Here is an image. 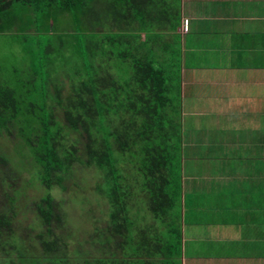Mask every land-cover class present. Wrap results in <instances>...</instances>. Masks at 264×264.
<instances>
[{"label": "trees", "instance_id": "1", "mask_svg": "<svg viewBox=\"0 0 264 264\" xmlns=\"http://www.w3.org/2000/svg\"><path fill=\"white\" fill-rule=\"evenodd\" d=\"M178 1L0 0V136L23 159L0 147V178L49 191L32 202L33 247L0 207V261L169 264L181 252L180 73L149 42L175 26ZM86 171L97 183L82 202L99 215L83 240L64 203Z\"/></svg>", "mask_w": 264, "mask_h": 264}, {"label": "crops", "instance_id": "2", "mask_svg": "<svg viewBox=\"0 0 264 264\" xmlns=\"http://www.w3.org/2000/svg\"><path fill=\"white\" fill-rule=\"evenodd\" d=\"M175 13V26L149 42L179 68L181 149L192 163L185 191L210 192L215 203L189 200L187 213L212 216L190 238L208 243L205 253L187 259L181 248L182 264H264V0H179Z\"/></svg>", "mask_w": 264, "mask_h": 264}, {"label": "rangeland", "instance_id": "3", "mask_svg": "<svg viewBox=\"0 0 264 264\" xmlns=\"http://www.w3.org/2000/svg\"><path fill=\"white\" fill-rule=\"evenodd\" d=\"M190 76V74H188ZM187 76V77H188ZM192 76V73H191ZM189 78V77H188ZM190 79V78H189ZM186 89V95L188 91V87ZM185 138H189L188 134L186 133ZM8 138L4 136H0V147L1 149L5 152V154L10 155V157L14 158L13 161L17 163V165L21 166V163L23 162V159L19 155V150L16 149L15 151H12V144L7 140ZM186 145H188V139H185ZM188 148L185 150L180 149L178 151V161L176 162V174L178 175V186L180 188V193L182 194L184 191V194L187 195V201L182 200L181 201V194L179 195L178 203L176 206L172 209L171 213L175 215L176 217V231L178 232V242H179V249L181 252L178 253V256L174 258V260H169V264H182V250H185V256L187 259H191L192 257L196 255H201L200 254V249L202 253H205V250L208 248V243L198 241L194 242L190 240L192 236H202L200 232H198V221L200 220L202 223H207V221L210 219L212 215L209 214V210L206 211L205 213L200 212L201 210L199 209L197 212H186L187 205H190L189 200L193 199L192 201V207L194 205L198 207H203V208H209L210 205L215 204L214 203V197L211 195V193L207 192L204 194L202 193L199 196H189L186 191H185V181L184 177H188L189 169L190 166L192 165L191 163V155L190 153L187 152ZM1 167V166H0ZM2 168V167H1ZM0 168V169H1ZM198 169V167H196ZM137 171V168L135 169ZM200 172H206L205 168H200L198 169ZM191 172V170H190ZM2 173V172H1ZM93 172L91 171H86L83 175H81V178L84 179H79L77 180L79 187H76L72 183L71 186L72 188L68 191V194L65 195V198L67 202L64 203V206L67 205V210L70 214V219H71V225L69 226L70 230H73V227L75 225V232H79L78 235L81 239H85L86 233L90 232V229L88 227L90 225L93 226V215L98 213V208L96 205L94 206L93 204H88V201L82 202V199H84V195H87L89 192L85 191L87 190V187L89 188L88 190L92 189V186L97 183L95 181L96 179L94 178ZM24 175V174H23ZM14 176V175H11ZM30 176V175H29ZM27 174V177L21 179L18 176H14V178H11L10 176H3V178H0V207L5 209V210H10L12 207H14L15 213H16V223L14 224V230L18 234V236H21L22 240H26L27 236L26 234H31V236H34L32 232L27 229V226L32 223L33 219V201L39 199L42 195H46L49 193L48 190L45 188L39 187L36 183H34L30 177ZM2 177V176H1ZM85 180V181H84ZM201 183H207V185L212 186L209 182H203ZM206 188V187H204ZM24 189V193L21 192V190ZM84 189V191H83ZM52 193V192H51ZM83 193H85L83 195ZM190 194V193H189ZM83 195V196H82ZM204 195L206 196L204 199ZM12 201H11V199ZM204 201V202H202ZM93 207H95L93 209ZM93 209V214H91L89 211ZM92 212V211H91ZM146 216H150L149 213ZM150 218V217H149ZM96 226V225H94ZM93 226V227H94ZM37 231L38 228H37ZM26 236V237H25ZM180 236V240H179ZM185 236V241L181 240ZM186 238L189 239L186 241ZM176 240V241H177ZM28 239L26 240V245L29 244L30 247H33L35 243L33 242H27ZM204 244V246H203ZM203 246V247H202ZM182 248V250H181ZM258 249V248H257ZM199 250V254L196 253V251ZM180 254V255H179ZM184 256V254H183ZM34 260V259H31ZM5 262L3 259L0 261L2 264ZM164 263V262H163ZM194 264H197V262H193ZM6 264V263H3ZM164 264H168L167 261ZM188 264H191V261L188 262Z\"/></svg>", "mask_w": 264, "mask_h": 264}, {"label": "built area", "instance_id": "4", "mask_svg": "<svg viewBox=\"0 0 264 264\" xmlns=\"http://www.w3.org/2000/svg\"><path fill=\"white\" fill-rule=\"evenodd\" d=\"M183 30H184V31H187V30H188V21H187V20H185V21L183 22Z\"/></svg>", "mask_w": 264, "mask_h": 264}]
</instances>
